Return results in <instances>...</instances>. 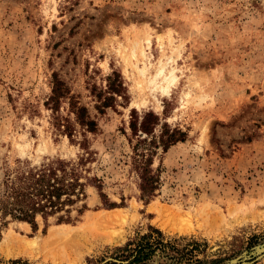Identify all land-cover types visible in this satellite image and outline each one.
Segmentation results:
<instances>
[{
	"label": "rangeland",
	"instance_id": "374dc122",
	"mask_svg": "<svg viewBox=\"0 0 264 264\" xmlns=\"http://www.w3.org/2000/svg\"><path fill=\"white\" fill-rule=\"evenodd\" d=\"M57 78L70 91L59 111L51 100ZM70 96L88 108L95 132L76 122ZM133 110L139 121L158 115L157 133L164 123L187 133L154 155L159 181L149 197L133 158ZM57 117L71 119L73 136ZM82 141L92 153L89 175L118 205L104 206L89 185L72 221L38 216L34 229L7 217L0 241L10 231L43 236L118 207L131 209L128 219L93 226L76 246L56 243L36 257L0 252V264H69L77 250L81 264H125L148 240L149 264H264V255L252 258L264 246V0H0V181L25 163L76 160L86 155ZM152 202L193 213L192 229H162ZM110 231L121 239L112 241Z\"/></svg>",
	"mask_w": 264,
	"mask_h": 264
},
{
	"label": "trees",
	"instance_id": "16d2710c",
	"mask_svg": "<svg viewBox=\"0 0 264 264\" xmlns=\"http://www.w3.org/2000/svg\"><path fill=\"white\" fill-rule=\"evenodd\" d=\"M122 85L120 81L111 83L109 87L111 90L108 91L110 95L104 98L102 107L109 105V102L115 99L114 94L121 90ZM69 92L64 82L57 78L51 96L54 110L59 111L61 99L67 97ZM69 100L70 110L75 114L76 122L87 131L95 132L98 123L90 117L88 108L78 105L71 96ZM57 119V127L65 130L70 137L73 136L74 125L71 119L68 117H57ZM160 123L159 116L153 112H147L142 121H139L138 112L133 110L130 127L138 136L133 158L141 178L142 195L148 197L154 194L159 181V176L152 169L154 155L159 148L167 151L170 146L185 140L187 136L185 131L172 130L166 123L161 125L160 133H157L156 127ZM138 131L146 133V136L139 135ZM80 145L86 150V155L82 154L76 160L57 158L34 165L25 163L4 175L0 181V226L7 223V217L27 221L34 229L38 228V216L46 221L52 216H57L59 222H70L73 220L74 206L87 198L86 190L89 185L99 190L104 206L112 208L118 205L110 201L104 192V181L98 176L89 175L90 170L86 165L92 153L86 141H82ZM87 208L84 202L76 209L81 215ZM129 246L130 243L124 250H130ZM154 251V243L149 240L139 242L138 246L126 256L125 264H149L155 254Z\"/></svg>",
	"mask_w": 264,
	"mask_h": 264
},
{
	"label": "bare ground",
	"instance_id": "6f19581e",
	"mask_svg": "<svg viewBox=\"0 0 264 264\" xmlns=\"http://www.w3.org/2000/svg\"><path fill=\"white\" fill-rule=\"evenodd\" d=\"M172 74L173 72H171L170 75L172 76ZM170 75L166 76V79H169L170 81H172L169 78L171 77ZM163 90L166 91V88L164 87ZM149 207L151 210L155 211L158 215L156 222L159 223V226L162 229L166 230L167 232L185 233V232H189L192 229L190 224H191V218L194 215L190 211L183 212L182 210L176 207H170V205L169 206L161 205V204H158V202H152L151 204H149ZM130 210L127 207H118V208H113L109 210H101L100 212H97V214L92 215L90 219H88L86 222H83L80 225H69V224L57 225V227L51 228L49 232L43 236L35 235L33 237H29V236L19 235L18 233L10 231L0 241V252H2L6 257L18 256V255H28L29 257H36L38 256L35 254L37 251L39 252L42 249L43 250L49 249L52 246H53L52 249H54V244L56 245V243H60V242H63L64 244L74 243V246H76L81 240L84 239L86 230L90 228H94L93 226L97 227L99 224L110 222V221L111 222L112 221L113 222L114 221L115 222H125V220L128 219L130 212H132ZM202 212H204V216L205 215L207 216L210 213L207 207H204L202 209ZM107 236L110 237V239L115 242V241H118L119 238L121 239L122 234L120 232L110 231ZM44 252L45 251H43V253ZM53 253H51V255ZM45 254L47 255V252H45ZM66 254L61 255L63 258H65L63 260L64 262L66 260V256H67ZM71 254L74 255V253H71ZM56 255L57 254H55L54 256ZM63 255L64 256L66 255V256L64 257ZM81 257H82L81 252L77 250L74 256L71 255V257H69L68 255L67 256L68 259L66 261H68L67 263L69 264H81L80 262ZM52 258L53 257H51V259ZM58 259L62 260L61 257ZM51 262L53 264H62L60 260H57L54 258H53V261ZM37 264H43V263L38 262Z\"/></svg>",
	"mask_w": 264,
	"mask_h": 264
},
{
	"label": "water",
	"instance_id": "95a60500",
	"mask_svg": "<svg viewBox=\"0 0 264 264\" xmlns=\"http://www.w3.org/2000/svg\"><path fill=\"white\" fill-rule=\"evenodd\" d=\"M255 251L256 253L253 254L254 256L252 258L257 259V258L262 257L264 255V246L256 247Z\"/></svg>",
	"mask_w": 264,
	"mask_h": 264
}]
</instances>
